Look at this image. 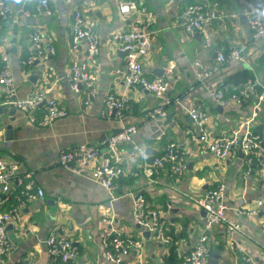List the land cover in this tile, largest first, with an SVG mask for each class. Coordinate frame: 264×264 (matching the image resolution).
Segmentation results:
<instances>
[{"label":"crops","instance_id":"0c3cea01","mask_svg":"<svg viewBox=\"0 0 264 264\" xmlns=\"http://www.w3.org/2000/svg\"><path fill=\"white\" fill-rule=\"evenodd\" d=\"M5 1L14 9L18 24L10 27L0 22V68L3 56H7L18 98L44 91L69 115L49 127L29 124L13 107L12 115L0 116V158L17 163L21 173L32 172L37 187L44 190L43 199L26 202L19 220L7 227L10 246L6 255L0 256V264H50L45 240L54 228L78 247L75 264H182L202 232L206 214L197 201L208 190L225 186L226 201L232 209L252 207L256 199L264 197V152L252 159L243 153L227 159L203 155L192 134L198 126L188 113L193 106L203 110L205 127L212 137L249 131L264 147V103L259 100L264 92V39L253 38L248 22V5L259 6L260 0H206L208 9L225 16L206 22L193 34L184 29V12L198 0H135L155 19L152 48L144 60L146 76L165 75L169 64L174 65L173 73L166 75L169 89L161 97L138 86L126 87L117 72L124 69L125 55L110 38L136 20L135 15L119 12L121 0H55L51 15L41 9L42 0ZM77 11L98 30L101 50L96 64L91 63L85 42L77 49L72 47ZM34 31L53 38L56 53L25 70L22 60L33 52L30 35ZM235 48L243 49L244 61L221 64L219 54L228 56ZM74 61L88 62L96 78L97 96L86 113L85 89L76 93L68 81ZM196 62L210 74L199 77L202 70ZM217 88L226 96L237 95L241 102L228 108L219 106L213 99ZM110 94L128 99L123 121L102 115ZM3 102L0 87V107ZM157 107L165 108L166 116L172 114L169 121L166 116L149 118L148 112ZM125 125L137 126L135 144L152 156L163 153L169 143H177L188 162L184 178L176 180L167 168L153 178L146 177L141 161L130 146H124L123 173L114 193L117 198L113 199L106 188L85 174L61 167L60 154L82 144L108 154L107 139ZM94 164L87 169L91 171ZM139 192L151 208L160 210L171 238L169 244H163L154 233L147 240V230L135 222L133 202ZM16 194L13 187L3 208L9 210L18 204ZM232 209L227 216L242 225L236 238L244 252L232 250L226 228L216 227L209 234V264H264V213L237 216ZM103 217L111 219L125 238L143 241V249L133 251L121 263L107 260L99 236Z\"/></svg>","mask_w":264,"mask_h":264},{"label":"built area","instance_id":"2783aa9c","mask_svg":"<svg viewBox=\"0 0 264 264\" xmlns=\"http://www.w3.org/2000/svg\"><path fill=\"white\" fill-rule=\"evenodd\" d=\"M54 2L55 0H42L41 9L51 15ZM248 6L250 14L248 22L253 38L262 40L264 39V0H260L259 6ZM118 8L122 15L136 16L135 22L128 29L115 32L110 38V42L116 44L119 51L125 55L124 69L117 71L122 74L124 85L126 87L138 86L157 97L165 95L169 89L166 75L173 73L174 65L169 64L165 75H156L151 78L146 76L144 67V60L150 53L154 40V15L146 6L135 0H121ZM223 16H225L224 12L208 9L206 0H198L185 10L183 26L187 33L193 34L201 30L206 22H212ZM0 22L10 27L18 24L14 9L5 0H0ZM30 41L33 52L22 60L25 70H28L37 60L45 62L56 53L53 38L39 31H34L30 35ZM82 42L87 44L91 63L96 64V58L101 50L98 30L93 21L87 20L82 12L77 11L73 22L72 47L77 49ZM218 60L221 64H225L229 60L242 62L244 61L243 49L235 48L228 56L219 54ZM195 65L202 70L199 77L210 74L204 70L205 68L200 62H196ZM68 81L70 88L76 93L80 92L81 88L85 89L83 112L91 110L97 90L95 87L96 78L90 64L74 61L68 72ZM0 87L4 93L2 105L20 110L31 125L49 127L69 115L57 100L47 97V92H35L24 98H18L16 78L7 56H3V66L0 68ZM213 99L224 108L241 102L237 95L226 96L221 88L215 90ZM259 100L264 103V92L259 95ZM128 109L127 98L110 94L105 100V109L102 115L110 120L123 121ZM188 113L198 126V130L192 131L194 132L192 134L203 155L227 159L243 153L252 159L264 152L260 138L252 135L251 132L241 133L236 130L212 137L205 127L207 121L205 112L199 107L193 106L188 109ZM148 116L153 120L160 119L166 116V109L163 107L154 108L148 112ZM137 130L135 125H125L119 132L110 136L106 141L107 152H109L106 155L100 148L88 144H82L74 150L63 151L59 156L60 165L77 174H85L106 188L113 199L117 198L114 193L117 181L123 173L124 146H130L131 153H134L141 161L143 174L146 177L153 178L167 168L176 180L184 178L188 169L185 151H182L177 143L171 142L163 153L152 156L146 149L135 144ZM99 159L100 161L96 163ZM89 164H94L91 171L87 169ZM33 175L32 172L21 173L17 163L0 158V256L6 255L10 246L7 230L9 224L19 220L20 211L25 207L26 202L40 200L44 197V190L37 187ZM13 187L17 190L18 204L7 210L3 208V201L13 193ZM225 194V186L220 185L208 190L203 197L198 199V205L206 212L205 222L201 234L185 256L182 264H209V234L216 227L226 228L232 250L244 252L241 241L236 238L243 228L240 223L228 218L227 212L232 208L229 207ZM232 211L237 216H255L260 211L264 213V197L256 199L252 207L232 209ZM133 217L143 230L156 234L163 244L170 243L171 238L166 233L165 222L161 217L160 210L151 208L145 195L141 192L137 193L134 198ZM101 222L99 236L107 260L121 263L133 251L143 249V241L125 238L123 232L117 229L108 217H103ZM261 226L264 228V220ZM45 243L48 247L50 264H75L79 249L68 237L60 235L58 228L52 230ZM245 260L249 261V259Z\"/></svg>","mask_w":264,"mask_h":264},{"label":"water","instance_id":"95a60500","mask_svg":"<svg viewBox=\"0 0 264 264\" xmlns=\"http://www.w3.org/2000/svg\"><path fill=\"white\" fill-rule=\"evenodd\" d=\"M14 111L15 110L11 106H1L0 107V116H2V115H5V116L12 115ZM170 116H172V114H170V113L166 116V120L167 121H169ZM204 213L206 214L205 211H204ZM144 237L148 240L149 237H150V232L149 231L144 232Z\"/></svg>","mask_w":264,"mask_h":264},{"label":"trees","instance_id":"16d2710c","mask_svg":"<svg viewBox=\"0 0 264 264\" xmlns=\"http://www.w3.org/2000/svg\"><path fill=\"white\" fill-rule=\"evenodd\" d=\"M247 77H249V75Z\"/></svg>","mask_w":264,"mask_h":264}]
</instances>
